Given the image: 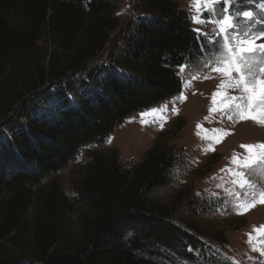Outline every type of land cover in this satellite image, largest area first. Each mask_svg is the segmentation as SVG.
Wrapping results in <instances>:
<instances>
[{"label":"trees","instance_id":"16d2710c","mask_svg":"<svg viewBox=\"0 0 264 264\" xmlns=\"http://www.w3.org/2000/svg\"><path fill=\"white\" fill-rule=\"evenodd\" d=\"M122 1L0 0V124H8L30 94L35 102L29 111L51 99L49 84L60 95L54 109L30 117L25 127H8L10 135L0 137V243L8 238L20 243L35 263L159 264L138 254L151 243L130 238L133 233L169 247L184 240L197 243L167 223L161 208L143 200L147 189L171 181L176 158L160 145L132 171L123 168L115 151L94 154L86 175L74 184L93 217L72 247L61 241L68 200L52 178L82 149L104 144L127 118L180 95L183 82L176 69L196 64L208 50L177 0H136L125 43L113 46L118 70L111 63L96 89L79 94L71 77L112 42L122 27ZM256 1L243 0V5ZM67 88L74 90L76 102L65 97ZM48 181L34 204L33 191ZM32 207L35 215L28 219Z\"/></svg>","mask_w":264,"mask_h":264},{"label":"rangeland","instance_id":"374dc122","mask_svg":"<svg viewBox=\"0 0 264 264\" xmlns=\"http://www.w3.org/2000/svg\"><path fill=\"white\" fill-rule=\"evenodd\" d=\"M179 5L188 11L190 17L195 15L192 7L193 0H177ZM136 0H123L120 5L122 16V27L112 35L110 42L104 51L93 61L89 62L85 69L79 74L71 77L72 87L85 93L88 89H96V82L104 75V70L113 64L112 50L116 42L118 48H122L130 24L135 19L134 6ZM264 0H257L251 4L243 5L246 10H251L258 20L264 17ZM237 7H241L238 3ZM207 16V13L204 14ZM243 22V26L247 25ZM192 27L200 29L199 35L208 45L205 55L196 63L190 66H182L186 70L176 73L182 79L184 99L177 97L170 99L141 113H151L153 109L167 106V111L160 113L163 121L152 123L153 115H145L146 123H141V113H137L125 120L115 132L102 145L84 148L75 162L69 164L52 180L55 181L66 199L67 212L61 220V241L65 247H72V244L83 236L85 224L93 217L91 207L80 201L74 190V184L86 175V164L90 162L94 154L117 152L120 163L124 169L131 170L139 166L146 157L147 152L154 146L160 145L164 150H171L176 163L170 174L171 181L168 185L154 189H147L143 200L150 205L159 207L166 217L165 221L180 229L188 236H193L196 246L189 244L187 240L178 242L174 247L164 246L152 240L145 239L141 235L133 233L130 238L137 241L151 243L145 250L138 254L152 259L159 264H264V255L260 251H253L252 245L248 243L249 234L256 236L253 228L264 225V203L256 205L244 214H237L234 207L235 197L230 195L239 192V189L232 183V175L227 171L235 168L231 163L233 154L240 158L247 156L241 145L264 144V125L256 123L252 119L228 120L226 115L218 110L210 112L213 106V93L218 90V85L226 80L220 73L212 71L211 66H203L204 61L212 64L213 41L216 37L210 26L199 25L192 22ZM264 27V20L253 25L252 30L256 31ZM43 40L41 44H44ZM257 44L264 43V39L257 40ZM117 53V51H116ZM118 70L113 64L112 70ZM193 75L198 79H192ZM207 75L208 79L203 77ZM235 76V73H233ZM86 83L85 88H81ZM190 84V86H189ZM49 93L54 96L49 100H42L38 106L29 111V105L35 102V96L30 94L26 97L23 105H18L10 116L8 124L3 121L0 124V137L3 133L10 135L8 127L19 125L27 126L30 117L34 118L51 111L58 104V87L49 84ZM65 89V86L62 88ZM74 90L70 92L67 88L65 97L76 102L77 95ZM230 95L238 96V91L228 89ZM33 102V103H32ZM173 108L176 112L173 113ZM163 123V127H160ZM197 125L201 126V135H211L213 129H223L230 133L224 136L219 143L211 144V141L201 139L197 135ZM211 144L214 151H205ZM256 186V190H264V177L253 176L250 178ZM48 182L36 188L33 192L34 204H38L39 197L48 188ZM2 201H0V207ZM36 208L28 210L27 218L32 219ZM195 227V231L190 227ZM27 238V236L25 237ZM257 249L264 248V243L253 242ZM20 243L13 242L11 238L0 243V262L8 260L16 264H43L35 263L28 249H20ZM27 248V247H26Z\"/></svg>","mask_w":264,"mask_h":264},{"label":"snow or ice","instance_id":"6c2138e0","mask_svg":"<svg viewBox=\"0 0 264 264\" xmlns=\"http://www.w3.org/2000/svg\"><path fill=\"white\" fill-rule=\"evenodd\" d=\"M241 7H237V4ZM192 7L195 15L191 17L193 23L207 25L212 29L213 34L218 37L213 41L209 65L204 61L203 66H211V70L226 77L218 85L217 91L213 93V106L210 112L219 110L222 115H226L228 120L252 119L260 125H264V43L257 44V40L264 39V27L253 31V25L261 23L251 10L243 7V0H193ZM264 9V5L261 6ZM207 13V16L204 14ZM247 25L243 26V22ZM199 34L200 29H196ZM184 67L180 72H184ZM235 73V76L233 75ZM199 77L193 75L192 79ZM208 79L207 75L203 77ZM190 86V84H189ZM228 89L238 91L240 95L233 96L228 93ZM179 99L183 101L181 94ZM167 111V106L153 109L151 113H141V123H146L143 119L145 115H153L155 119L163 121L160 115ZM176 109L173 108V113ZM163 127V123H160ZM197 135H201L200 125H197ZM230 133L223 129H213L211 135H201V139L211 141V144L221 142L222 138ZM209 145L205 151H214V147ZM245 149L247 156L240 158L233 154L231 163L235 168L227 171L232 175V183L236 185L239 192L230 193L235 197L234 207L237 214H244L256 203H264V190L257 191L255 184L250 179L253 176L264 177V144L241 145ZM256 236L249 234L248 243L252 245L253 251H260L264 255V248L257 249L254 241L264 243V225L253 228Z\"/></svg>","mask_w":264,"mask_h":264}]
</instances>
